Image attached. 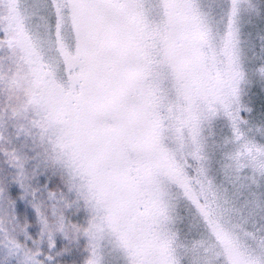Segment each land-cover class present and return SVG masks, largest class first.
Here are the masks:
<instances>
[{"label":"snow or ice","instance_id":"1","mask_svg":"<svg viewBox=\"0 0 264 264\" xmlns=\"http://www.w3.org/2000/svg\"><path fill=\"white\" fill-rule=\"evenodd\" d=\"M0 264H264V0H0Z\"/></svg>","mask_w":264,"mask_h":264}]
</instances>
